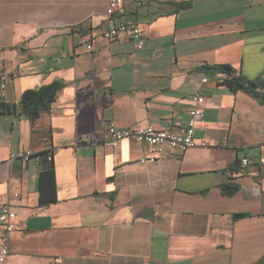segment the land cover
Segmentation results:
<instances>
[{
  "label": "crops",
  "instance_id": "obj_1",
  "mask_svg": "<svg viewBox=\"0 0 264 264\" xmlns=\"http://www.w3.org/2000/svg\"><path fill=\"white\" fill-rule=\"evenodd\" d=\"M106 6L0 0L11 108L0 114V204L19 195L4 264H264V106L212 68L264 82V0H124L112 19ZM119 22L141 27L142 49L102 38ZM55 82L56 101L29 121L22 94ZM200 88L195 136L218 147L103 146L109 122L185 127ZM27 151V162L9 159ZM50 168L56 202L40 207L38 177Z\"/></svg>",
  "mask_w": 264,
  "mask_h": 264
},
{
  "label": "built area",
  "instance_id": "obj_2",
  "mask_svg": "<svg viewBox=\"0 0 264 264\" xmlns=\"http://www.w3.org/2000/svg\"><path fill=\"white\" fill-rule=\"evenodd\" d=\"M124 0H107L106 16L112 19L115 13L121 8ZM124 37L134 43L136 49L140 50L144 45V34L141 27L136 23L119 22L113 24L107 30L102 32V38L108 42ZM78 45H84L87 51L92 50L90 43L84 38L77 40ZM6 73L0 74V105L5 103L7 89ZM206 79L202 80L205 83ZM191 109L189 111V120L185 127L177 130H157L153 127H138L130 130H117L112 122L106 126V137L102 144L106 148H115L118 143L123 140H130L138 144L148 145L161 152L164 147L171 151L182 154L193 148H209L218 147L217 142L211 144L204 140H199L195 136L196 128L199 124L204 123L203 105L205 97L203 89L200 88L189 97ZM225 146V145H224ZM33 153L30 151L22 154L11 153L10 160L20 159L22 162H27ZM35 159L39 161L40 155H35ZM47 162H52V155L46 154ZM146 161H153L149 158ZM248 159L241 160L240 164L244 167L248 165ZM19 195H12L8 201L0 204V264H4L9 257V238L15 229V220L17 217L16 206L18 205Z\"/></svg>",
  "mask_w": 264,
  "mask_h": 264
},
{
  "label": "trees",
  "instance_id": "obj_3",
  "mask_svg": "<svg viewBox=\"0 0 264 264\" xmlns=\"http://www.w3.org/2000/svg\"><path fill=\"white\" fill-rule=\"evenodd\" d=\"M177 10H184L187 4H171ZM214 70L223 73L225 79L223 85L227 86L232 92H243L256 99L264 106V82L248 81L234 69L227 65L212 67ZM63 85L55 82L40 87L37 90L25 91L19 103L21 114L29 121H35L42 112L48 111L58 97ZM15 108L13 107L12 110ZM11 108L5 103L0 105V114L9 113ZM56 202V186L54 170L50 168L42 171L38 177V206L45 207Z\"/></svg>",
  "mask_w": 264,
  "mask_h": 264
},
{
  "label": "water",
  "instance_id": "obj_4",
  "mask_svg": "<svg viewBox=\"0 0 264 264\" xmlns=\"http://www.w3.org/2000/svg\"><path fill=\"white\" fill-rule=\"evenodd\" d=\"M237 218V217H236Z\"/></svg>",
  "mask_w": 264,
  "mask_h": 264
}]
</instances>
